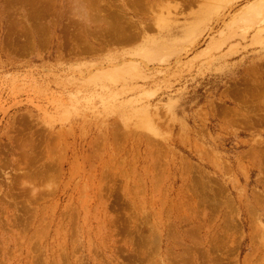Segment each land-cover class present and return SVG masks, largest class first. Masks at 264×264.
<instances>
[{
	"label": "rangeland",
	"instance_id": "1",
	"mask_svg": "<svg viewBox=\"0 0 264 264\" xmlns=\"http://www.w3.org/2000/svg\"><path fill=\"white\" fill-rule=\"evenodd\" d=\"M263 100L264 0H0V264H264Z\"/></svg>",
	"mask_w": 264,
	"mask_h": 264
},
{
	"label": "bare ground",
	"instance_id": "2",
	"mask_svg": "<svg viewBox=\"0 0 264 264\" xmlns=\"http://www.w3.org/2000/svg\"><path fill=\"white\" fill-rule=\"evenodd\" d=\"M39 6V5H38ZM36 8H37V6H36ZM41 8V7H40ZM32 10H35V8L34 9H32ZM38 15V14H37ZM36 16V15H35ZM33 18H34V16H33ZM264 101V100H263ZM263 104V103H262ZM194 239V238H193ZM194 241V240H193ZM194 245V244H193ZM184 264V263H183Z\"/></svg>",
	"mask_w": 264,
	"mask_h": 264
}]
</instances>
